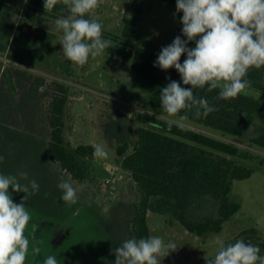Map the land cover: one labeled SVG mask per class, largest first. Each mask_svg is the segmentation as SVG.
Wrapping results in <instances>:
<instances>
[{
  "label": "rangeland",
  "instance_id": "1",
  "mask_svg": "<svg viewBox=\"0 0 264 264\" xmlns=\"http://www.w3.org/2000/svg\"><path fill=\"white\" fill-rule=\"evenodd\" d=\"M144 4L139 45L149 40V50L159 54L172 44L180 19L177 6L161 0H139ZM131 0H98L91 16L103 25V39L120 34L131 15ZM33 0H0V174L17 176L21 184L35 180L39 191L30 193L26 203L32 219L26 229L30 240L26 264H41L55 256L59 264H114V249L133 238L131 219L142 198L130 173L119 166L116 180L109 167L119 162L117 149L126 143L132 152L137 129L144 125L138 114L186 127L237 145L254 159L232 157L251 168L253 175L235 180L231 198L242 209L224 224L220 233L197 236L171 214L148 211L151 236L172 242L176 250L160 257L161 264H197L213 258L221 245L244 240L255 246L264 242V148L250 142L252 132L235 139L220 131L197 125L188 119L169 116L147 104L149 92L137 81L131 61L105 50L89 58L84 66L74 65L64 56L55 21L68 16L44 15L34 10ZM32 18L34 21H31ZM59 85L68 88L64 114V138L72 147L102 146L107 158L84 162L92 171V181H76L48 153L51 137L49 119ZM247 94L264 103V97L247 89ZM26 172L28 180L19 174ZM69 181L78 202L68 205L58 184ZM15 203L26 195L9 189ZM218 205L205 201L196 205L193 216L217 215ZM254 229L255 232H250ZM40 248L37 255L32 246Z\"/></svg>",
  "mask_w": 264,
  "mask_h": 264
},
{
  "label": "trees",
  "instance_id": "2",
  "mask_svg": "<svg viewBox=\"0 0 264 264\" xmlns=\"http://www.w3.org/2000/svg\"><path fill=\"white\" fill-rule=\"evenodd\" d=\"M34 10L44 15L68 16L69 10L59 0L51 11H45L44 0H33ZM177 6V0H161ZM131 15L124 20L120 34L110 36L112 44L107 52L122 59L130 60L137 81L149 92L147 104L162 111L161 90L171 81L184 85L175 68L164 71L154 66L158 55L149 50V40L139 45L138 33L142 24L144 4L131 0ZM183 13L176 26L172 43L177 36L187 41L182 33ZM31 21H34L30 18ZM189 48L195 47V41L188 42ZM187 58L181 57V63ZM170 78V79H169ZM246 79L253 91L264 97V67L252 68ZM194 96L207 99L210 106L217 110L207 117L195 115L196 108L182 110L177 117L186 116L191 122L222 132L225 135L242 140L251 132L250 142L264 148V103L251 94H240L230 100L218 99L219 89L208 91L194 89ZM68 88L59 85V93L54 97L49 124L51 137L48 146L49 156L64 171L78 182L92 181L90 167L84 162L96 160L93 145H79L72 148L64 138V114L68 104ZM138 120L144 124L137 129V142L132 152H128L126 143L119 146L117 155L122 170L130 173L142 198L134 207L131 219L132 237L136 239L151 236L148 211L173 215L190 233L204 236L220 233L224 224L242 209L240 202L231 198L235 180L248 179L253 170L240 165L232 157L254 159L249 152L242 151L237 145L216 139L192 129L168 123L148 114L139 113ZM205 201L218 205L217 215L195 218L193 209ZM250 232H255L254 229ZM228 244H225L227 246ZM260 255L264 256V242L259 244ZM203 258L197 264H206Z\"/></svg>",
  "mask_w": 264,
  "mask_h": 264
},
{
  "label": "clouds",
  "instance_id": "3",
  "mask_svg": "<svg viewBox=\"0 0 264 264\" xmlns=\"http://www.w3.org/2000/svg\"><path fill=\"white\" fill-rule=\"evenodd\" d=\"M59 0H44L45 11H51ZM70 15L55 21L62 32L60 44L67 60L84 66L89 58L101 55L112 44L103 39V25L91 16L98 0H63ZM177 11L182 12V33L187 41L177 36L173 43L163 47L154 66L167 71L175 68L184 85L171 81L161 90L160 101L164 113L176 116L182 110L196 108L195 115L207 117L217 109L207 99L194 96V89H219L218 99L230 100L247 94L250 81L246 79L252 68L264 67V0H177ZM195 41L189 48L188 42ZM187 58L181 63V57ZM170 79V78H169ZM186 116H181L185 120ZM174 122L169 120V127ZM102 146H95L96 159L107 158ZM5 158L0 156V162ZM20 178L28 180L21 172ZM39 191L35 180L21 184L17 176L0 174V264H26L30 240L26 229L32 219L26 208L28 194ZM26 195L20 203L13 201L9 189ZM61 199L68 205L78 202L77 192L69 181L58 184ZM176 245L163 238H130L114 249V264H161L160 257L175 251ZM32 251L40 253L33 245ZM41 264H59L55 256L45 257ZM206 264H264L259 247L237 240L219 251Z\"/></svg>",
  "mask_w": 264,
  "mask_h": 264
},
{
  "label": "built area",
  "instance_id": "4",
  "mask_svg": "<svg viewBox=\"0 0 264 264\" xmlns=\"http://www.w3.org/2000/svg\"><path fill=\"white\" fill-rule=\"evenodd\" d=\"M118 169H119V166H118V165H114V166H112V167H109V170L112 172L113 177L107 179L106 184H109V183L114 182V181L116 180V175H115V173L118 171Z\"/></svg>",
  "mask_w": 264,
  "mask_h": 264
}]
</instances>
